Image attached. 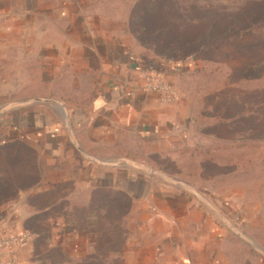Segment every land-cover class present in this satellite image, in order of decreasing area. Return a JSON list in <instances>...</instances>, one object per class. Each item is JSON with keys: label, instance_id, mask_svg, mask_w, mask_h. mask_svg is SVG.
Segmentation results:
<instances>
[{"label": "crops", "instance_id": "crops-1", "mask_svg": "<svg viewBox=\"0 0 264 264\" xmlns=\"http://www.w3.org/2000/svg\"><path fill=\"white\" fill-rule=\"evenodd\" d=\"M110 4L0 0V237L50 210L55 202L37 205L44 193L69 190L61 200L73 206L106 190L125 194L130 209L123 248L102 254L103 264H233L196 187L168 183L115 152L131 140L146 141V155L184 146L192 97L180 61L144 57L131 21ZM146 71L176 84L179 99L147 92ZM48 214L46 249L59 252L55 264H91L97 219L80 227ZM35 245L30 238L16 248L18 264H40ZM9 254L0 251V259Z\"/></svg>", "mask_w": 264, "mask_h": 264}, {"label": "rangeland", "instance_id": "rangeland-1", "mask_svg": "<svg viewBox=\"0 0 264 264\" xmlns=\"http://www.w3.org/2000/svg\"><path fill=\"white\" fill-rule=\"evenodd\" d=\"M148 2L103 0V6L115 3V15L132 22L135 41L144 57L167 58L179 49V57H186L187 63L191 60L188 57L199 53L192 60L194 68L189 67L194 75L181 78V85L192 97L191 122L184 132V146L146 155L147 142L131 140L124 143L123 152L131 155L129 159L161 172L168 183L196 187L194 193L199 192L196 195L212 214L210 219L215 220V232H224L222 245L233 264L264 262V106L245 118L224 117L229 115V106L258 98L264 103V49L252 54L246 49L264 41V0ZM152 7L154 13L149 14ZM236 19H241L239 26L230 29ZM198 34L201 39L189 42ZM218 115H222L221 120L216 119ZM246 140L252 143L224 151L220 164L198 152L204 153L212 145ZM230 153L235 154L231 163ZM31 158L29 154V165ZM71 195L67 190L65 195L58 191L53 197L63 205L67 204L65 198L61 200L63 196ZM44 214L35 223L39 231L48 234L50 225Z\"/></svg>", "mask_w": 264, "mask_h": 264}, {"label": "trees", "instance_id": "trees-1", "mask_svg": "<svg viewBox=\"0 0 264 264\" xmlns=\"http://www.w3.org/2000/svg\"><path fill=\"white\" fill-rule=\"evenodd\" d=\"M151 0H149L148 4L151 5ZM154 13V7L150 8L149 14ZM116 16V15H115ZM241 19H236L233 22V25L229 27L230 29L239 26ZM132 24V22H131ZM133 27V24H132ZM134 30V29H133ZM202 36L200 34L196 35L195 38H192L189 42H194L195 40L201 39ZM185 40V39H183ZM195 41V42H196ZM247 52L256 53L260 52L264 49V41H260L254 44L248 45L246 47ZM179 49H176L169 57L165 58L166 60H173L179 61L180 64L177 65V69L180 72L185 73L184 75L188 74L193 76L194 74L190 72L191 70L187 69L185 61L187 60L186 57H179L181 54ZM201 55V54H200ZM190 56V55H189ZM194 57H199L198 55H191V60H194ZM183 58V60H182ZM262 98H258L257 100L252 99L250 101H245L243 104H237L234 106H229L227 108L228 114L224 117L232 116V120L245 118V116L252 115V112L255 110H259V106H264V103H261ZM256 115V114H254ZM222 115H218L216 119H222ZM253 117V116H252ZM224 121H228L223 118ZM246 143H252L246 141H239V142H229L223 144H217L210 146L204 153L200 152V155L207 160L216 162L219 161L218 164L221 163L220 159L224 156V151L231 150L232 147H235L236 150L238 148H243ZM187 149V148H186ZM183 151V150H182ZM125 157H131L130 154L124 153L123 151L119 152ZM234 153L229 154V162L231 163V159L234 156ZM134 158V157H133ZM150 163V162H149ZM59 190L44 193L37 198V205L44 206L46 204H50L51 202H55L54 206L50 207V210L42 212L36 216H33L26 220L24 230L29 233L30 238H33L35 242L36 250H35V257L40 264H55V258L59 256V252H54L52 250L47 251L46 249V239L48 238V234L42 233L38 229L39 226L36 225L35 221L40 217L45 216L44 213L49 215L48 213L55 210H59L60 213L68 215L71 219H74L77 222V225L82 227L84 224L93 219H97V228L96 232L98 233L97 243L95 245V252L92 254L91 264H103L102 259L100 256L107 252H116L119 249L123 248L124 241L127 235V224H126V217L130 209V200L129 198L123 193H111L106 190H98L93 193L91 200L88 204H76L73 206H69L66 204H58L56 197L53 195L58 192ZM61 191V190H60ZM61 206V208H58ZM35 236V237H34Z\"/></svg>", "mask_w": 264, "mask_h": 264}, {"label": "built area", "instance_id": "built-area-1", "mask_svg": "<svg viewBox=\"0 0 264 264\" xmlns=\"http://www.w3.org/2000/svg\"><path fill=\"white\" fill-rule=\"evenodd\" d=\"M144 75L146 78L145 90L147 92L161 93V98L165 102H174L179 98L180 92L177 85L168 81L162 74L146 71ZM28 239H30V235L25 230L0 237V251L10 253L6 258L0 259V264H18V258L12 253Z\"/></svg>", "mask_w": 264, "mask_h": 264}]
</instances>
